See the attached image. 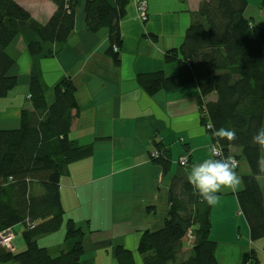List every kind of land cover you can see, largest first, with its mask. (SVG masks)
<instances>
[{"label": "trees", "instance_id": "obj_1", "mask_svg": "<svg viewBox=\"0 0 264 264\" xmlns=\"http://www.w3.org/2000/svg\"><path fill=\"white\" fill-rule=\"evenodd\" d=\"M46 1L54 11L41 24L15 0H0V100L18 85V77L11 73L17 58L12 47L21 40L32 59L30 108L21 110L16 130H0V219L11 216L21 222L25 248L16 253L0 247V263L81 264L84 249L71 221L66 222L59 248L51 252L37 244L40 237L58 232L63 225L59 182L67 163L87 156L93 148L73 145L68 138L78 113L73 82L56 84L53 102L47 104L37 64L55 56L66 44L75 29L78 9L88 32L106 30L105 54L116 59L122 47L120 21L129 2ZM247 5L246 0H202L191 15L181 45L166 52V61L177 62V74H139L136 80L149 96L197 84L200 122L211 140V156L215 148L224 157H233L237 170L241 165L247 168L236 200L249 240L255 242L264 238V196L257 181L264 171L256 163L264 156V147L252 143L257 129L264 127V27L245 17ZM260 8L264 9V0H260ZM221 127L234 129L237 139L230 142L214 137L212 132ZM148 156L164 175L170 173V156L160 140L153 142ZM189 167L178 164L170 178L168 213L162 227L141 233L134 252L117 246L113 253L116 264H166L170 259L219 264L216 244L209 237L212 205L187 181ZM190 227L195 228L196 239L190 237L186 244ZM240 264H259L254 250L243 252Z\"/></svg>", "mask_w": 264, "mask_h": 264}, {"label": "crops", "instance_id": "obj_2", "mask_svg": "<svg viewBox=\"0 0 264 264\" xmlns=\"http://www.w3.org/2000/svg\"><path fill=\"white\" fill-rule=\"evenodd\" d=\"M15 1L41 24L54 11L46 0ZM139 1L129 0L120 21L122 47L116 59L105 54L106 30L88 32L83 12L78 9L75 29L66 44L55 56L37 64L47 104L53 102L56 84L62 80L73 82L78 113L68 138L76 146H93L87 156L67 163L59 182L63 224L71 221L82 242L81 264H103V258L116 264L113 253L117 246L134 252L141 233L156 231L163 225L168 213V186L178 160L188 156L191 167L211 156V140L200 122L197 84L149 96L136 80L139 74H177L178 64L166 61V52L181 45L191 15L202 0H143L147 5L145 22L137 11ZM254 16L250 14L248 18L263 26L256 23ZM11 52L17 56L11 73L18 77V85L0 100V130H16L21 110L30 108L28 81L32 59L21 40ZM159 140L171 160L167 175L148 156L153 142ZM237 172L241 176L248 173L244 165ZM257 181L264 196V177ZM238 191L218 194L220 199L211 209L209 237L216 247L237 251L236 244L244 232L252 248L248 250H253L262 239L249 240L248 226L236 200ZM5 229L14 234V252L23 251L21 222L11 216L3 217L0 232ZM59 231L40 237L37 244L41 239L46 243L54 237L47 249L59 248L64 230L60 234Z\"/></svg>", "mask_w": 264, "mask_h": 264}, {"label": "clouds", "instance_id": "obj_3", "mask_svg": "<svg viewBox=\"0 0 264 264\" xmlns=\"http://www.w3.org/2000/svg\"><path fill=\"white\" fill-rule=\"evenodd\" d=\"M212 135L219 140L230 142L237 139L234 129L224 127L215 129ZM252 143L264 147V127L257 129L256 133L252 136ZM256 163L258 170L264 171V156L258 157ZM238 166V162L233 157H224L221 153L217 152L213 156L192 164L190 171L187 173V181L198 191L203 201H206L209 205H214L220 199L219 193L225 191L235 192L243 187V178L237 172ZM5 230H9L13 234L11 229ZM194 232L195 228L190 227L188 234L193 240L196 239ZM13 241L12 248L8 249V251H14ZM166 264H187V262L181 259H170Z\"/></svg>", "mask_w": 264, "mask_h": 264}, {"label": "rangeland", "instance_id": "obj_4", "mask_svg": "<svg viewBox=\"0 0 264 264\" xmlns=\"http://www.w3.org/2000/svg\"><path fill=\"white\" fill-rule=\"evenodd\" d=\"M247 2H248V11L245 13V17L248 18L250 14L255 15L254 17L256 19L255 20L256 23L258 25H263L261 27H264V23H262V19H264V17H261V16H264V9L260 8V0H247ZM62 230H64V236H65V232H66L65 223L62 225V227L59 231V234H60V232H62ZM64 236H63L62 242L64 240ZM230 236H231V234H230ZM48 238H50V237H48ZM52 238H54V237H51V239ZM51 239L49 241H47L46 243L42 241L43 239L39 240L38 246L49 248L50 243L53 240V239L52 240ZM191 240L192 239H190V236L188 235L187 241L185 243L189 244V242H191ZM258 242L255 244L256 246H254L255 249H253V250L257 253L260 264H264V252L262 250L264 247V238ZM236 245L239 246L237 251L231 247L226 248L224 246H219L215 249V257H216L219 264H240L242 253L244 251H247L248 249H252V248H250L251 246H249V243L247 242V233L244 234V232L241 233V240ZM50 251L52 252L53 249H51ZM102 262H104L103 264H109V261L104 259V258H103ZM98 264H100V263H98Z\"/></svg>", "mask_w": 264, "mask_h": 264}, {"label": "built area", "instance_id": "obj_5", "mask_svg": "<svg viewBox=\"0 0 264 264\" xmlns=\"http://www.w3.org/2000/svg\"><path fill=\"white\" fill-rule=\"evenodd\" d=\"M137 11L140 17V20L145 22L147 18V5L144 1H139L137 4ZM210 124L207 125L209 127ZM205 129V128H204ZM217 149L212 150V154L214 155L217 153ZM154 156H157L156 153L153 154ZM188 157H182L179 159L178 164L181 166H186L188 164L187 162ZM13 234L9 230H5L0 233V247H3L5 249H11L12 248V241H13Z\"/></svg>", "mask_w": 264, "mask_h": 264}]
</instances>
